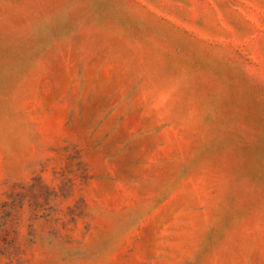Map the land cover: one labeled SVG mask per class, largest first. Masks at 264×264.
Returning a JSON list of instances; mask_svg holds the SVG:
<instances>
[{"label": "rangeland", "instance_id": "1", "mask_svg": "<svg viewBox=\"0 0 264 264\" xmlns=\"http://www.w3.org/2000/svg\"><path fill=\"white\" fill-rule=\"evenodd\" d=\"M0 264H264V0H0Z\"/></svg>", "mask_w": 264, "mask_h": 264}]
</instances>
